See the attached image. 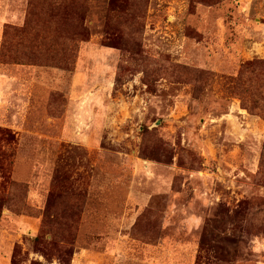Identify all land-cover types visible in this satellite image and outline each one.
Segmentation results:
<instances>
[{"label":"rangeland","instance_id":"1","mask_svg":"<svg viewBox=\"0 0 264 264\" xmlns=\"http://www.w3.org/2000/svg\"><path fill=\"white\" fill-rule=\"evenodd\" d=\"M0 264H264V0H0Z\"/></svg>","mask_w":264,"mask_h":264},{"label":"trees","instance_id":"2","mask_svg":"<svg viewBox=\"0 0 264 264\" xmlns=\"http://www.w3.org/2000/svg\"><path fill=\"white\" fill-rule=\"evenodd\" d=\"M220 1H222V0H212V3H213V4H215V3L217 4V3H219Z\"/></svg>","mask_w":264,"mask_h":264}]
</instances>
